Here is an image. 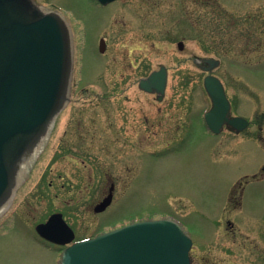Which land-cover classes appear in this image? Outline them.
Masks as SVG:
<instances>
[{"label": "rangeland", "instance_id": "obj_1", "mask_svg": "<svg viewBox=\"0 0 264 264\" xmlns=\"http://www.w3.org/2000/svg\"><path fill=\"white\" fill-rule=\"evenodd\" d=\"M32 2L63 20L73 72L68 101L0 215V264H60L59 248L31 227L60 211L76 239L171 217L193 241L192 264H264V181L251 180L264 163V133L255 127L264 113V60L247 66L255 65L254 45L264 46V0ZM199 58L220 60L213 75L232 114L254 123L249 129L207 131L211 102ZM160 66L168 82L158 102L138 82ZM111 184V205L94 213Z\"/></svg>", "mask_w": 264, "mask_h": 264}, {"label": "water", "instance_id": "obj_2", "mask_svg": "<svg viewBox=\"0 0 264 264\" xmlns=\"http://www.w3.org/2000/svg\"><path fill=\"white\" fill-rule=\"evenodd\" d=\"M107 5L115 0H97ZM179 50L183 43H178ZM105 49L103 40L100 52ZM199 67L211 72L214 59H200ZM72 72V47L63 20L42 14L32 0H0V207L15 185L19 165L46 134L68 99ZM167 84L165 67L139 81L140 90L162 100ZM204 89L212 106L204 115L208 129L219 134L226 125L240 132L248 122L230 116V103L219 79L207 76ZM109 194L93 210L103 212ZM38 234L53 243H70L74 236L61 215L37 226ZM192 242L172 220L130 224L76 242L66 248L60 264H191Z\"/></svg>", "mask_w": 264, "mask_h": 264}, {"label": "flooded vegetation", "instance_id": "obj_3", "mask_svg": "<svg viewBox=\"0 0 264 264\" xmlns=\"http://www.w3.org/2000/svg\"><path fill=\"white\" fill-rule=\"evenodd\" d=\"M253 48H255V55H253V56H256V57H253L252 56V54L249 52V55H251L250 56V58L251 59H256L255 61H253L254 62V66H249V65H247L248 63H246V65L248 66V67H251V68H254V67H258L259 66V64H261V62L264 60V46L262 45V42H257V44L256 45H254V47ZM259 50H260V52H259ZM257 54V55H256ZM198 61V63H199V60H197ZM197 64V63H196ZM201 64V63H200ZM143 93V95H145V96H154L155 98H156V95H154V94H147V93H144V92H142ZM163 100V99H162ZM255 122H257V124L255 125V127L257 126V133H259V135H260V138H261V133L263 134L264 133V125L263 124H260V123H263L264 122V113L263 114H261L260 116H259V118L255 121ZM254 125V123L253 122H251L250 121V123H249V125H248V127L244 130V131H246L247 129H249L251 126H253ZM224 131H227V132H229V133H233V134H237V133H235V132H233V131H231L230 129H228L227 127H224L223 128V131H222V133L224 132ZM243 131V132H244ZM239 134H241V133H239ZM239 134H237V135H239ZM263 140H264V136H263V138H262ZM57 153H60V151H56ZM57 153H55V154H52V156L54 157V156H56V154ZM66 157V159L68 158L67 156H65ZM251 180H253V181H256V183L257 182H261V181H264V163H262V165H261V167H260V169L258 170V172H257V174H254V175H252L251 176ZM248 181V180H247ZM112 185V184H111ZM111 185L109 186V189H110V187H111ZM108 189V190H109ZM64 215V214H63ZM64 218L67 220V218L64 216ZM39 238V240L41 241V242H43L44 244H46V247H48V248H50V249H55L57 246L56 245H53V244H50V243H48V242H46V241H44L43 239H41L40 237H38ZM58 248H60L61 249V247H58Z\"/></svg>", "mask_w": 264, "mask_h": 264}, {"label": "bare ground", "instance_id": "obj_4", "mask_svg": "<svg viewBox=\"0 0 264 264\" xmlns=\"http://www.w3.org/2000/svg\"><path fill=\"white\" fill-rule=\"evenodd\" d=\"M43 143V140L40 142V144H38V147L36 148V150L34 151L33 155L31 157H29L26 161H24L21 165L20 168L18 169L17 172V181H19L27 172L29 165L31 164L33 158L36 157V155L38 154L41 145ZM7 208V204H4L1 208H0V215L4 212V210Z\"/></svg>", "mask_w": 264, "mask_h": 264}]
</instances>
